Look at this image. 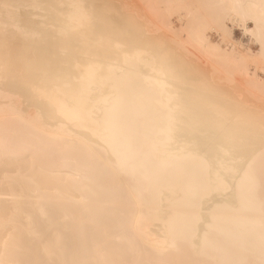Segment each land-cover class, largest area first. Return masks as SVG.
<instances>
[{"label":"bare ground","instance_id":"1","mask_svg":"<svg viewBox=\"0 0 264 264\" xmlns=\"http://www.w3.org/2000/svg\"><path fill=\"white\" fill-rule=\"evenodd\" d=\"M136 1L13 0L23 16L51 5L61 39L80 50L70 75L25 68L42 112L0 93V264H166L164 252L181 243L218 255L228 241L257 247L246 237L262 215L251 193V165L264 150L262 0ZM100 12L138 39L101 32ZM228 23L259 51L243 54ZM32 59L30 47L0 37V71ZM200 129L211 146L197 150L189 141L206 139Z\"/></svg>","mask_w":264,"mask_h":264},{"label":"snow or ice","instance_id":"2","mask_svg":"<svg viewBox=\"0 0 264 264\" xmlns=\"http://www.w3.org/2000/svg\"><path fill=\"white\" fill-rule=\"evenodd\" d=\"M34 10L33 13L23 16L18 14L20 5L13 0H0V37L5 38L12 36L30 47L34 59L22 62L16 71L11 70V65L8 61L5 62L3 71H0V93L12 98H19L22 104L35 106L39 111H43L42 107L36 103L35 91L31 88L25 76V68L30 64H38L50 74L62 76L70 75L78 59L80 50L79 42L66 43L61 39L66 29L57 28L51 22L50 16L46 13V9L51 8V5L35 3L29 6ZM74 7L81 10V17H87V5L78 4ZM261 16L264 18V0L261 4ZM96 27L101 32H107L110 37L117 41L121 37L129 41H135L138 36L127 29L120 23L115 14L107 15L103 12L96 14ZM264 46V40L261 41ZM120 47L119 43L117 45ZM124 55L144 57L147 55L146 50L130 49L129 47L122 48ZM155 55V52H153ZM119 129L117 133L119 134ZM175 129L169 125L167 129L168 135H172ZM201 136L206 139L201 140L198 137H193L189 144L197 150L211 146V135L200 129ZM226 179V178H225ZM264 255V253H262ZM260 264H264V259Z\"/></svg>","mask_w":264,"mask_h":264},{"label":"rangeland","instance_id":"3","mask_svg":"<svg viewBox=\"0 0 264 264\" xmlns=\"http://www.w3.org/2000/svg\"><path fill=\"white\" fill-rule=\"evenodd\" d=\"M129 1L132 2V0H129ZM133 2L137 3L138 1L133 0ZM138 4L141 5L140 2H138ZM178 19H179V17L177 15H174V17H171L172 26H174L173 28L180 27L181 23ZM228 26L231 27V29H230L231 30L230 40L232 41V43L234 42L235 46L239 45L238 47L237 46L236 47L243 54L249 56L251 53H256L257 51H259V45L256 42H254V39L250 36V34L248 32H244L242 27H237L234 24L231 26L229 23H228ZM249 28L250 29L252 28L250 24L247 26L248 30H250ZM175 29H178V28H175ZM242 30H243V32H242ZM206 34H207L206 36L209 38V41L211 43L219 44L223 49H226L225 48L226 46H227V49L228 48L232 49L233 46L231 44H229V43L226 44L225 42L220 43L221 39L219 37V34L216 33L214 30H207ZM237 42H238V44H237ZM250 68L253 70V67H250ZM259 76L262 79H264V73L259 72ZM258 153L259 154L257 155L256 159H254V161L252 162V165H251L254 167L253 168L254 171H253V173H251V175L255 179V188L251 193L253 194V197L257 200V202H259V210L262 212V215L260 217H258L256 221H261V223H264V150L262 149V152L259 151ZM27 154L28 153H26V154L24 153L22 155H13L12 157L10 156L9 159L12 158L13 160L16 159L17 161H22L20 159H24V158L27 159L29 157ZM56 156L57 155H54V158L52 156L49 160L50 161H55V160L57 161V159H59L58 158L59 155L57 156V158H56ZM16 160H14V161H16ZM209 239H213L214 241H217L219 243L225 242L223 239H221L220 236H216V237L210 236ZM221 240H223V241H221ZM228 243H226V244L230 247H228L225 243H222V244H225V245H223L224 248L229 249L225 254H222V255L216 254L215 249H210V248L209 249L207 248L206 250H204V252L196 253L193 248L185 245L184 243H181L178 245L179 247L176 248L175 251L172 250L173 251L172 252L170 250H167L164 252L163 256L166 258V264H220L222 262L224 264L225 260H226V262L228 261L227 263L225 262L226 264H229V263L230 264H235V263L236 264H260L261 260L264 259V255L260 254L262 252L260 250L261 248H259L260 246L259 247L257 246L258 248L257 247L254 248V247L247 245V246L251 247V249L247 250V247H246L245 251H242L244 249H241L239 246L236 247L237 244H235L234 242H233L234 243L233 244L231 241L232 245H230V241H228ZM246 244H247V242H246ZM232 248H234V249L232 250ZM262 250L264 253V249H262ZM209 254H211V255L209 256ZM221 259H222V262H220ZM228 259H230V260L233 259V261H229Z\"/></svg>","mask_w":264,"mask_h":264},{"label":"water","instance_id":"4","mask_svg":"<svg viewBox=\"0 0 264 264\" xmlns=\"http://www.w3.org/2000/svg\"><path fill=\"white\" fill-rule=\"evenodd\" d=\"M256 200V199H255ZM264 236V224L260 223L256 227H252L248 233L246 239H250L247 241V245H255L261 246L264 249V244H260L259 240Z\"/></svg>","mask_w":264,"mask_h":264}]
</instances>
